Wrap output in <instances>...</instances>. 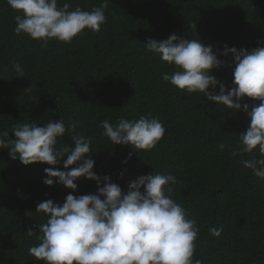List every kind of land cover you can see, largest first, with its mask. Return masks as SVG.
Returning <instances> with one entry per match:
<instances>
[{
	"label": "trees",
	"instance_id": "1",
	"mask_svg": "<svg viewBox=\"0 0 264 264\" xmlns=\"http://www.w3.org/2000/svg\"><path fill=\"white\" fill-rule=\"evenodd\" d=\"M64 2L59 0L60 6ZM70 3L72 9L91 11L102 0ZM18 14L0 0V131L26 121L43 126L62 119L66 128L78 123L77 132L92 141L93 171L109 176L123 192L153 170L177 177L171 195L199 227L194 259L203 264H264V181L241 163L260 154L256 150L233 157L230 149L218 147L221 142L237 144L249 123L247 114L163 81L164 73L176 69L146 53L144 45L149 38L162 41L171 34L200 39L221 53L218 59L225 63L211 75L230 90L235 65L231 53L222 54L224 46L248 51L264 47V0H109L107 22L99 32L86 29L71 44L52 40L45 47L15 33ZM16 62L24 77L13 70ZM244 102L260 104L248 97ZM149 113L166 132L148 152L112 144L99 127L104 119L116 123ZM71 135L58 138L57 147H74ZM9 137L15 138L11 132ZM66 159L65 154L56 166H25L19 158L12 160L8 149L0 150V264H43L28 254L39 243L36 225L47 219L36 213L38 203L51 199L62 205L68 194L97 192L96 182L83 177L75 181V191L43 183L44 169L64 170ZM220 225L221 237H212L209 229ZM29 230L36 233L29 236Z\"/></svg>",
	"mask_w": 264,
	"mask_h": 264
},
{
	"label": "clouds",
	"instance_id": "2",
	"mask_svg": "<svg viewBox=\"0 0 264 264\" xmlns=\"http://www.w3.org/2000/svg\"><path fill=\"white\" fill-rule=\"evenodd\" d=\"M7 3L19 13L15 16V33L27 35L45 47L52 40L71 44L86 29L99 32L107 22L105 10L109 0H102L91 11L79 6L72 9L70 0H65L62 6L59 0H7ZM190 27L196 29V25ZM144 45L146 53L158 56L176 69L172 74L164 73L163 81L188 93H203L207 101L247 114L249 123L239 134L237 144L221 142L218 147L221 151L230 149L233 157L258 150L260 158L242 159L241 163L264 181V47L248 51L224 46L222 54L231 53L235 65V87L226 91L224 82L211 75L213 69L225 63L218 59L221 53H214L211 45L177 34L162 41L149 38ZM13 70L17 77H24L20 63H14ZM245 97L259 100L260 104L250 106L244 102ZM78 127L73 122L66 128L61 119L49 120L43 126L20 122L10 131H0V150L8 149L11 159L19 158L25 166L37 162L56 166L67 155L64 170L44 169L45 185L58 183L75 191V181L81 177L97 185L95 194L79 197L68 194L62 205L51 199L37 204L36 213L47 219L36 225L39 243L28 249L29 256L43 264H203L202 260L194 259L199 237L197 221L190 219L188 211L171 195L177 177L153 170L131 181L127 192H123L109 176L101 178L93 171L95 161L89 155L93 151L91 138L77 132ZM99 127L112 144L130 145L137 152L154 149L166 132L163 123L151 113L137 120L119 118L116 123L104 119ZM10 132L14 139L9 137ZM68 132L73 133L74 147H57L58 138ZM223 231V225L209 229L215 238H220ZM35 233L28 231L29 236Z\"/></svg>",
	"mask_w": 264,
	"mask_h": 264
}]
</instances>
